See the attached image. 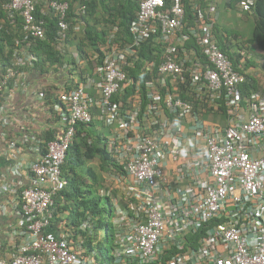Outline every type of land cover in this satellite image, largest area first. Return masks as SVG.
Returning a JSON list of instances; mask_svg holds the SVG:
<instances>
[{"label": "built area", "instance_id": "2783aa9c", "mask_svg": "<svg viewBox=\"0 0 264 264\" xmlns=\"http://www.w3.org/2000/svg\"><path fill=\"white\" fill-rule=\"evenodd\" d=\"M219 1L208 0L207 20L197 13L199 22L189 27L182 0H140L128 28L131 42L112 44L114 28L93 76L58 93L53 112L61 125L44 143L43 137L28 133L7 136L6 103L34 67V56L22 44L29 47L31 40L45 38L37 8L42 17L56 19L55 47L63 54L69 4L8 0V22L20 19L21 36L13 67L0 76V142L14 178L0 179V217L10 212L16 223L0 242V264H102L95 251L83 248L80 233L92 235L89 219L74 232L54 226L60 234L47 233L53 227L54 198L66 186L62 167L76 127L95 120L112 129L104 147L122 169L109 172L104 191L120 195L112 201L113 264H264V93L243 96L246 78L219 48L213 34ZM253 3L240 0L237 5L250 12ZM154 37L166 47L143 64L141 72L149 76L144 88L139 82L126 104L116 102L114 97L122 96L130 83L126 70L134 68L138 49ZM245 54H237L240 71ZM180 87L195 97L205 95L212 113L222 105L225 125L199 126ZM36 95L44 107L43 92ZM25 153L34 158H23ZM170 176L181 186L172 188Z\"/></svg>", "mask_w": 264, "mask_h": 264}, {"label": "trees", "instance_id": "16d2710c", "mask_svg": "<svg viewBox=\"0 0 264 264\" xmlns=\"http://www.w3.org/2000/svg\"><path fill=\"white\" fill-rule=\"evenodd\" d=\"M69 4L67 12V22L69 31L66 37V51L61 54L56 50L55 37L57 31L56 19L52 16H41L40 9L37 8L36 16L41 18L45 23V38L43 40H31V45L26 48L34 58V67L31 71L48 75L53 73H67L68 76L76 74L80 80L85 76H93L94 69L100 64L103 57L102 47L108 46V40L114 28L118 31L115 34L112 44L124 47L131 42L128 33L129 25L135 18L138 11L140 0H66ZM171 0H167L169 4ZM226 4L231 8L239 0H226ZM8 0H0V76L5 74L9 68H12V54L20 49L16 47V40L21 36L19 18L15 19V24L8 22L7 13L4 10ZM185 5L186 20L189 27L199 22L197 13L201 15V21H206L208 14L206 9L208 0H195L194 5H189V0H182ZM82 6L85 8L81 10ZM254 17V26L252 34L245 45L255 46L264 55V0H254L251 10ZM250 12V13H251ZM247 14V13H245ZM213 34L215 35L220 50L230 59L235 70L242 72L246 78V82L240 87L242 95L260 90L250 75L244 73L248 65L244 66V70H239L238 64L240 57L233 56L231 51L235 49V45L230 41L228 35H224L217 28L216 18L213 22ZM193 42V41H190ZM189 42V43H190ZM192 46L196 48L193 43ZM166 45L158 38H151L138 49L136 55V63L133 69L126 70L129 78V85L125 88L122 96L114 97L116 102L126 104L127 98L132 96L137 84L144 88V82L149 78L141 72L143 64L151 59L158 58L163 54ZM197 52L199 49L196 48ZM69 50V51H68ZM72 50L77 58L72 55ZM201 62H205L201 60ZM83 65L84 67H81ZM73 80L68 81L65 91H70L75 86ZM183 86V85H181ZM181 98L193 104V109L197 113V117L202 122L211 118L212 106L206 100L205 95L195 97L190 91H186L183 87ZM43 92L44 104L49 105V109L53 112V106L59 103L58 94L52 88H44ZM131 99V98H130ZM221 105V102L219 101ZM58 117V114L53 113ZM216 114H220L222 118H226V113L222 105ZM59 119V117H58ZM102 125L95 121L89 125H78L73 144L70 146L62 167L63 177L66 180L65 188L54 198L52 226L60 227L66 232H74L80 226L82 221L89 219L92 225V235H80L84 238L83 248L87 252H93L101 255L99 242L95 239L96 232L103 227L102 216L106 213L104 208L99 207L101 200L105 199L110 207L107 211L109 220L113 217L112 201L115 197H120L117 192L112 194L105 193L107 187V179L105 174L122 169L118 167L115 161L105 150L106 138L102 133ZM43 137V136H42ZM52 134L48 131L43 137L44 143L52 139ZM92 167L89 164L95 163ZM120 199V198H115ZM191 236V235H190ZM193 236V237H192ZM192 241H196L200 233L192 235ZM106 240L111 241L114 247V239L112 231L108 227L106 232ZM96 255V257H97ZM112 260V257H111Z\"/></svg>", "mask_w": 264, "mask_h": 264}, {"label": "crops", "instance_id": "0c3cea01", "mask_svg": "<svg viewBox=\"0 0 264 264\" xmlns=\"http://www.w3.org/2000/svg\"><path fill=\"white\" fill-rule=\"evenodd\" d=\"M219 18L218 12L216 13V23ZM232 42V40H230ZM254 56L257 57L256 61L250 58L249 52L243 57V69L245 65H248L245 73L250 75L255 81H257L258 88L264 93V55L255 46ZM238 47L231 51L233 56L239 53ZM72 50L70 51V53ZM259 67L261 70H259ZM78 76H68L67 73H53L48 75L40 74L35 71H29L27 75L19 80V87L15 89L7 100V114L10 117V124L5 129V133L9 137L20 136L21 134L28 133L35 136L45 137L49 131L52 136L60 128L61 122L58 117L54 116V112H51L49 105L41 106V103L37 100V92H41L44 88L50 87L58 94L65 89L68 85V81H77ZM76 79V80H75ZM90 94L93 100H96V93L91 90ZM199 120V119H198ZM208 123V122H206ZM204 121L199 120L197 123L199 126L206 124ZM5 144L0 142V179H6L9 182L14 181V178L8 173L10 166V160L5 157ZM25 159L34 158L33 155L25 153L23 155ZM175 179L173 177L168 178V182L171 183L172 188L181 186L180 184H174ZM187 183V182H185ZM16 218L11 216L9 212L7 216L0 217V242L5 240L8 229L14 226ZM50 235L58 236L60 233L56 228L47 231Z\"/></svg>", "mask_w": 264, "mask_h": 264}, {"label": "rangeland", "instance_id": "374dc122", "mask_svg": "<svg viewBox=\"0 0 264 264\" xmlns=\"http://www.w3.org/2000/svg\"><path fill=\"white\" fill-rule=\"evenodd\" d=\"M217 12L219 14V18L217 20V28L223 32L224 35H228L230 39H234L235 41H232V43L238 47V49L244 50L245 53L249 52L250 58L253 59V61L257 60V57L254 56L255 48L251 45H245V41L250 38L254 26V17L251 13H242L240 12L235 5H233L231 8L226 4L225 0H221L218 3ZM259 70L260 67H259ZM77 73V72H76ZM208 125L212 126H218L221 127L225 125L226 118H222L220 114H212L211 118L204 121ZM102 133L106 139H109L112 137V129L103 127ZM189 146L192 144L189 142ZM92 167L96 166L95 163L89 164ZM118 204V201H117ZM100 208H104L106 210V213L102 216V224L103 227L101 229H98L96 232L97 235V241L99 242L100 249H101V255H97L96 260H98L99 263L102 264H113V261L111 260L112 254H113V244L112 240L108 241L106 240V232L107 228H110V220L107 215V211L109 210V203L103 199L99 203ZM112 208H114L112 204Z\"/></svg>", "mask_w": 264, "mask_h": 264}, {"label": "clouds", "instance_id": "9594fccd", "mask_svg": "<svg viewBox=\"0 0 264 264\" xmlns=\"http://www.w3.org/2000/svg\"><path fill=\"white\" fill-rule=\"evenodd\" d=\"M220 1H221V0H220ZM220 1H219V2H220ZM225 1H226V0H225ZM239 1H240V0H239ZM239 1H238V2H239ZM226 2H227V1H226ZM238 2L236 3L235 6L237 7V9H238L240 12H242V13H250V12H251V11H250V12H243V11H241L240 8H239L238 5H237ZM217 7H218V4H217ZM252 8H253V6H252ZM252 8H251V10H252ZM216 13H217V12H216ZM68 51H69V50H68ZM70 51H71V50H70ZM74 54H75V53L72 51V55H74ZM74 57L77 58L75 55H74ZM81 67H84V66L81 65ZM243 70H244V69H243ZM244 73H245V70H244ZM76 74H77V73H76ZM76 74H75V76H78V75H76ZM75 80H76V79H75ZM73 81H74V80H73ZM77 81L82 82L83 80H80V78H79V76H78V77H77ZM258 91L263 93V91H260V90H258ZM95 121H96V120H95ZM95 121H94V122H95ZM97 122H98V121H97ZM99 123H100V122H99ZM100 124H101V123H100ZM101 125H102V124H101ZM102 127H105V126L102 125ZM108 174H109V173H107V175H108ZM107 175L105 174V178H107ZM117 193H118V192H117ZM118 195H119V194H118ZM119 196H120V195H119ZM115 198H120V197H115ZM111 220H112V219H111ZM110 229H111V221H110Z\"/></svg>", "mask_w": 264, "mask_h": 264}]
</instances>
